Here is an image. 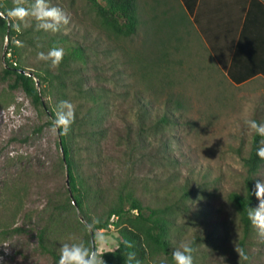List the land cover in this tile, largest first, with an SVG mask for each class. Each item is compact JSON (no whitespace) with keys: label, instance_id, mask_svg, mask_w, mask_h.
<instances>
[{"label":"rangeland","instance_id":"374dc122","mask_svg":"<svg viewBox=\"0 0 264 264\" xmlns=\"http://www.w3.org/2000/svg\"><path fill=\"white\" fill-rule=\"evenodd\" d=\"M47 3L70 16L69 24L58 32L87 46L89 62L80 67L85 87L105 89L107 106L101 124L105 135L97 138L99 146L94 148L87 147L83 139L76 144L85 174L91 170L94 183L107 198L129 182L150 206L172 204L188 184L193 195L187 211L175 215L178 247L195 241L198 264H243L237 251L242 231L229 195L243 191L247 176L243 159L250 152L255 131L246 121L264 124V80L233 84L205 49L180 0H137L139 29L118 43L98 26L85 0ZM30 19L24 21L29 24ZM9 42L20 49V61L27 71L44 69L50 63L38 59V53L49 51L46 44L0 39V209L15 205L9 191H19L22 208L13 225L24 230L0 243V264H58L54 256L41 250L37 236L51 214L54 222L48 238L56 254L63 244H83L78 212L69 208L58 216L52 209L68 189L58 130H53L47 109L59 103L58 89L43 98L45 109L35 108L21 89L9 88L12 81L2 79L6 58L13 66L16 61L5 56ZM117 44L116 52H105ZM124 52L154 64L151 78L142 80V72L126 63ZM136 91L149 103L152 116L168 100L171 106L180 103L190 125L160 131L141 128ZM79 103L73 100V109ZM170 133L180 143L166 148L161 135ZM170 154L177 157L175 164L169 163ZM256 178L264 180V166ZM8 213V209L1 212V222L9 221ZM251 243L249 264H264V238L257 227ZM118 244L114 228L99 231L94 241L97 254L114 251Z\"/></svg>","mask_w":264,"mask_h":264},{"label":"trees","instance_id":"16d2710c","mask_svg":"<svg viewBox=\"0 0 264 264\" xmlns=\"http://www.w3.org/2000/svg\"><path fill=\"white\" fill-rule=\"evenodd\" d=\"M85 1L94 14L98 26L117 43L119 40L130 39L138 31L140 20L137 12V0ZM183 1L188 11L192 12L194 0ZM34 3L35 0H20V4L17 5L15 0H0V39L8 38V41L17 39L21 43L29 41L33 46L46 44L49 50L52 47H63L64 58L57 67H52L50 61L44 69L38 68L36 71L29 72L20 61V49L9 42L5 56L10 55L16 61L13 66L12 63H9L10 59L6 58L7 68L3 70L2 79L12 81L8 87L21 89L30 98L35 108H45L43 98L49 97L53 89H58L59 103L55 108H47L50 124L53 126L62 101L71 103L73 100H77L80 102L74 108V121L68 132L65 134L63 127L57 128L60 139L59 149L62 153L61 161L68 175V189L65 198L54 202L53 212L60 216L69 208L75 209L78 212L77 221L83 227V244L91 250H93L94 241L99 231H108L110 228L116 229L119 235L118 248L114 251L98 254L103 258L105 264H137V262L139 264H155L157 261H159L158 264H176L172 255L173 251L179 248L174 240L176 232L175 215L180 211H187V202L193 195L189 189L190 186L187 184L181 196L172 204L150 206L136 195L135 190L130 188L129 182H125L119 191L107 198L94 183L95 179L90 173L91 170H89V174H85L78 157L79 150L76 148V144L77 140L83 139L86 141L87 147L94 148V146H99L100 140L97 138L105 135V130L101 127L107 106L102 94L105 93V89L96 90L85 87L80 67H84L89 62L86 45L73 42L61 32L53 33L38 29L37 21L31 16H29L31 18L29 24L19 17L10 18V13L15 7L22 6L30 9ZM117 46V48H107L105 52L109 54L116 52L119 48L118 44ZM124 53L125 57L128 58L126 63L142 72V80L143 78L145 80L151 78L155 71L154 64L148 63L143 57ZM214 56L221 71L233 84L238 85L245 81L244 78L232 77L227 71L226 63L220 60L216 53ZM28 74L31 76L29 77ZM37 83L38 85H36ZM140 95H142L141 92L136 91L135 103L139 108L137 119L141 128H146L148 131H160L166 127L179 128L190 125V122L180 111L182 107L180 103L176 102V105L171 106L168 100L162 111L152 116V108ZM262 139L264 138L255 132L250 152L243 159L247 174L244 179L243 191L241 193L233 192L229 195V201L235 210L242 231L237 245L243 251V264H249L250 260L248 250L252 244L251 237L255 226L249 217V211L251 207L254 208L258 204L255 195L252 194V189L257 179L256 176L264 166V159L257 156V149ZM129 140H131L130 133L127 134V141ZM160 140L166 148L171 144L180 143V140L176 139L172 133L162 134ZM88 149L90 150V148ZM168 158L170 164L177 162V157L172 154ZM9 193L12 198L11 202L15 205L11 204L9 208H1L0 216L3 210L8 209L7 216L12 223L0 221V243L9 237L24 232L21 226L13 225L22 208L20 192L9 191ZM53 218L54 215L51 214L50 222L46 223V226L38 232L37 236L41 250L54 256L58 262L60 252L56 254L53 251L54 246L48 238L49 229L54 222ZM86 224L91 225V228L86 227ZM91 233L93 234L92 237ZM126 242L130 243L131 247ZM190 245L194 249L192 253L194 264H198L195 258L197 253L196 242L193 241ZM130 254H134V258L131 260L128 259ZM245 257L247 258L245 259Z\"/></svg>","mask_w":264,"mask_h":264},{"label":"crops","instance_id":"0c3cea01","mask_svg":"<svg viewBox=\"0 0 264 264\" xmlns=\"http://www.w3.org/2000/svg\"><path fill=\"white\" fill-rule=\"evenodd\" d=\"M180 2L216 63L241 84L264 80V0H194L192 12Z\"/></svg>","mask_w":264,"mask_h":264},{"label":"clouds","instance_id":"9594fccd","mask_svg":"<svg viewBox=\"0 0 264 264\" xmlns=\"http://www.w3.org/2000/svg\"><path fill=\"white\" fill-rule=\"evenodd\" d=\"M17 5L20 0H15ZM10 15L19 17L23 20L25 17H33L37 21V28L46 32H58L62 25H68L70 16L59 7H50L46 0H35L30 9L22 6L15 7ZM65 55L63 47H52L47 53H38V59L51 61L52 67H57L62 62ZM74 121V109L70 102L62 101L59 106L57 118L54 120V131L58 127H63L66 134ZM247 126L254 130L260 137L264 138V124L255 120L246 121ZM257 156L264 159V139L260 141L257 149ZM258 204L251 207L249 217L255 227L258 229V235L264 238V180H256L252 189ZM89 229L91 225H87ZM129 247L131 244L126 242ZM239 255L243 256L242 250H237ZM194 249L190 244H182L180 248L173 251L172 255L176 264H194L192 253ZM134 258V254H130L128 259ZM247 257H245L246 259ZM58 264H105L103 258L97 254L95 250H91L84 244H63L60 249ZM139 264V262H137Z\"/></svg>","mask_w":264,"mask_h":264},{"label":"water","instance_id":"95a60500","mask_svg":"<svg viewBox=\"0 0 264 264\" xmlns=\"http://www.w3.org/2000/svg\"><path fill=\"white\" fill-rule=\"evenodd\" d=\"M28 76L30 77L31 75L30 74H28ZM36 85H38V83L36 84ZM93 236V234L91 233V237ZM93 250H95V248L93 247Z\"/></svg>","mask_w":264,"mask_h":264}]
</instances>
